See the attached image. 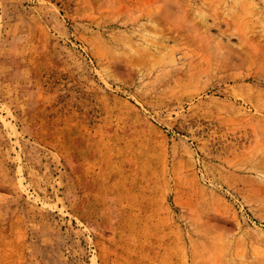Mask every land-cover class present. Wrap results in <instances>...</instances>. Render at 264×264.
Instances as JSON below:
<instances>
[{
  "label": "rangeland",
  "instance_id": "obj_1",
  "mask_svg": "<svg viewBox=\"0 0 264 264\" xmlns=\"http://www.w3.org/2000/svg\"><path fill=\"white\" fill-rule=\"evenodd\" d=\"M0 264H264V0H0Z\"/></svg>",
  "mask_w": 264,
  "mask_h": 264
},
{
  "label": "bare ground",
  "instance_id": "obj_2",
  "mask_svg": "<svg viewBox=\"0 0 264 264\" xmlns=\"http://www.w3.org/2000/svg\"><path fill=\"white\" fill-rule=\"evenodd\" d=\"M218 21H219V20H218ZM172 31H173V30H172ZM215 31H216V30H215ZM219 34H220V32H219ZM171 35H172V34H171ZM182 37H183V36H182ZM165 39H166V38H165ZM167 39H168V38H167ZM167 39H166V40H167ZM168 40H169V39H168ZM159 48H160V47H159Z\"/></svg>",
  "mask_w": 264,
  "mask_h": 264
}]
</instances>
